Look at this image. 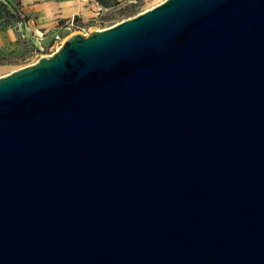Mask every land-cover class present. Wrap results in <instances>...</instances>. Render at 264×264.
Wrapping results in <instances>:
<instances>
[{"label": "water", "instance_id": "1", "mask_svg": "<svg viewBox=\"0 0 264 264\" xmlns=\"http://www.w3.org/2000/svg\"><path fill=\"white\" fill-rule=\"evenodd\" d=\"M0 264H264V0H165L0 77Z\"/></svg>", "mask_w": 264, "mask_h": 264}, {"label": "rangeland", "instance_id": "2", "mask_svg": "<svg viewBox=\"0 0 264 264\" xmlns=\"http://www.w3.org/2000/svg\"><path fill=\"white\" fill-rule=\"evenodd\" d=\"M7 1L10 5L16 3V0ZM19 1L22 7H24L25 4H32L34 0ZM163 1L165 0H134L131 3H124L117 0H89L88 4H85L83 11L79 14L85 23L86 34L72 33L67 39L79 34L87 36L92 32L109 28L123 20L140 14ZM4 20V15L0 14V28L4 25ZM10 25L12 27L9 29L16 31L17 33L19 32L18 30L21 23L10 22ZM55 32L56 31L54 30L51 34H44L42 39H39V43L35 42V44H32L30 41L27 42L19 35L18 40L20 41V48L13 53H10L6 58L0 60V77L34 64L41 57L53 54L56 51L55 49L61 46L59 43L55 44L52 41L56 35Z\"/></svg>", "mask_w": 264, "mask_h": 264}, {"label": "crops", "instance_id": "3", "mask_svg": "<svg viewBox=\"0 0 264 264\" xmlns=\"http://www.w3.org/2000/svg\"><path fill=\"white\" fill-rule=\"evenodd\" d=\"M117 1L128 3L133 0ZM88 2L89 0H34L30 5H21L27 21L21 24L18 33L9 28L0 30V60L20 48L19 35L27 42L35 44L39 43L44 34H51L54 30L56 34L59 33L58 26L64 21L72 17L82 20L79 14Z\"/></svg>", "mask_w": 264, "mask_h": 264}, {"label": "trees", "instance_id": "4", "mask_svg": "<svg viewBox=\"0 0 264 264\" xmlns=\"http://www.w3.org/2000/svg\"><path fill=\"white\" fill-rule=\"evenodd\" d=\"M0 14L4 15L5 20L1 29L11 28L10 22L24 23L27 21V17L21 11V3L16 0L15 4H9L7 0L0 1Z\"/></svg>", "mask_w": 264, "mask_h": 264}, {"label": "built area", "instance_id": "5", "mask_svg": "<svg viewBox=\"0 0 264 264\" xmlns=\"http://www.w3.org/2000/svg\"><path fill=\"white\" fill-rule=\"evenodd\" d=\"M133 1H129L128 3H131ZM58 27H59V33H57L52 39V41L55 44L59 43L61 45L67 39V37L72 33L86 34L85 23L76 17H72L64 21L63 23L59 24ZM21 37L23 38L22 35Z\"/></svg>", "mask_w": 264, "mask_h": 264}]
</instances>
